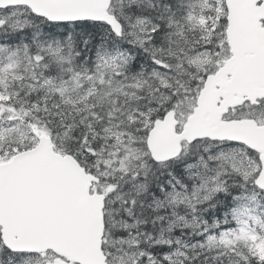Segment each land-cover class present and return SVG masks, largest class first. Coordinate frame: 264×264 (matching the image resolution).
Returning <instances> with one entry per match:
<instances>
[{"label": "snow or ice", "instance_id": "1", "mask_svg": "<svg viewBox=\"0 0 264 264\" xmlns=\"http://www.w3.org/2000/svg\"><path fill=\"white\" fill-rule=\"evenodd\" d=\"M0 264H264V0H0Z\"/></svg>", "mask_w": 264, "mask_h": 264}]
</instances>
